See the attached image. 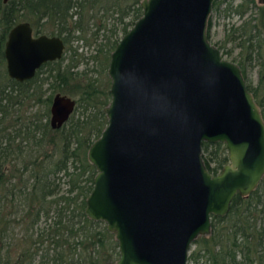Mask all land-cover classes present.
Listing matches in <instances>:
<instances>
[{
    "label": "water",
    "instance_id": "95a60500",
    "mask_svg": "<svg viewBox=\"0 0 264 264\" xmlns=\"http://www.w3.org/2000/svg\"><path fill=\"white\" fill-rule=\"evenodd\" d=\"M142 14L110 53L107 123L87 149L95 167L85 214L105 222L118 244L112 264H187L236 194L264 175V116L240 65L207 34L211 0H141ZM59 35L32 36L17 22L5 45L7 72L30 78L61 57ZM76 99L56 93L50 125L61 127ZM204 141L224 143L228 161L213 173Z\"/></svg>",
    "mask_w": 264,
    "mask_h": 264
},
{
    "label": "trees",
    "instance_id": "16d2710c",
    "mask_svg": "<svg viewBox=\"0 0 264 264\" xmlns=\"http://www.w3.org/2000/svg\"><path fill=\"white\" fill-rule=\"evenodd\" d=\"M96 2L0 0V55L7 28L25 19L38 30L59 34L67 49H71L72 37L86 32L88 8ZM111 4L123 23L127 11L118 0H111ZM135 11L136 19L142 13L140 5ZM133 22H124V33L128 23ZM111 30L118 31L116 26ZM118 41L114 40L111 49ZM76 53L73 49L64 65L61 61L55 65L47 63L54 65L47 77L58 80L67 92L66 87L72 86L70 92L79 93L75 108L92 104L95 110L91 116L85 114L81 118L73 113L57 129L49 126L47 118L45 122L19 128L16 121L20 114L11 106L16 96H2L7 101L5 106L0 96V264H111L119 254L114 234L105 222L84 212L96 172L87 159V149L107 123L103 107L110 95L109 90L84 82L83 73L73 69ZM37 78L27 81V85L20 83L18 95L23 99L35 95L36 83L41 84ZM4 79L11 86L16 84ZM98 93L108 95L109 99L102 103ZM10 126L13 132L9 131ZM47 131L51 132L50 138ZM17 137L20 139L16 140ZM223 147L220 141L202 144L204 162L213 173L229 159ZM62 176L64 180H60ZM262 192L264 187H257L247 196L236 194L226 215L212 216L211 235H199L194 240L197 246L189 257L204 258L205 264H253L256 260L264 263V222L257 224L254 220L258 206L264 207Z\"/></svg>",
    "mask_w": 264,
    "mask_h": 264
},
{
    "label": "rangeland",
    "instance_id": "374dc122",
    "mask_svg": "<svg viewBox=\"0 0 264 264\" xmlns=\"http://www.w3.org/2000/svg\"><path fill=\"white\" fill-rule=\"evenodd\" d=\"M241 1L243 0H219L213 7L209 16L207 34L209 40L219 47L224 58L234 61L240 65L246 84L250 86L256 101L261 102V106L264 110V77L262 76L264 71V17H260V11L258 9V6L261 5L264 13V2L260 3L258 0H254V2L247 0L248 5L245 3L247 6L245 9L246 11L240 16L234 11V9L230 8H233ZM118 2L121 4L122 8L127 11L126 17L123 19V23L119 22L118 11L114 8L115 5L111 4V0H98V2L88 8L87 16L89 19L86 24V32L82 34L75 32L78 36L72 37L69 42L71 49H67L65 52L64 62H67L69 60L70 52L74 49L77 53L75 55V59L73 60V62H75L73 69L77 72L83 73L82 79L84 82L90 81L94 83V86H97L104 91L109 90L111 81L107 72L111 45L115 39L121 38L124 34L122 28L124 22H131L132 20H135V8L139 5V3H137V1L135 2V0H118ZM228 6H230V8H228ZM259 19H262V22L259 21ZM244 21L248 22L249 26L255 25L254 28L259 27L256 28V30L251 29V33L256 34V37L251 40L253 46L260 43V47H253L251 50V59L245 58L248 50L240 47L241 45H239L241 40V30L238 29L237 25H240ZM115 26L118 31L114 33L111 29ZM127 26L128 29L131 24L128 23ZM247 43L248 42H246V45ZM1 67L4 68L3 63L1 64ZM42 75H46V73H43ZM66 88H69L67 89L69 90L66 92L67 94L75 97L76 99L79 98V93L75 91H73V93L70 92V90L73 89L72 86ZM43 89L45 91L44 95H47L54 89L50 79L45 82ZM98 94L101 95L100 98L102 99V103L109 99L108 95H104V93ZM47 108L44 102L27 101V103L23 105L19 111L20 115L18 117L19 119L16 121V126L20 128L26 124L32 125L34 123L45 122L46 116L47 118L49 117V111L48 115L45 114ZM94 110L95 109L92 104H87L86 108L85 105L78 106L74 109L72 114L74 113L75 116L83 118L85 117V114L91 116ZM9 131L13 132L12 126H10ZM50 133V131L46 132L48 138H50ZM46 138H44V141H46ZM19 139L20 138L17 137L16 140ZM25 143L26 141L23 140V144ZM223 145L225 146V148L223 147L224 152L228 155V149L224 143ZM59 176H61V173ZM60 180H64V177L62 176ZM259 187H264V181ZM262 193L264 194V192ZM262 198V204L264 205V195H262ZM261 208L264 207L259 205V210L254 216V220L257 224L264 222V211L261 212ZM210 235L211 232L203 236ZM196 246V243L191 245L188 253L187 264H205L204 258L199 257L194 259L189 257L190 253L195 250ZM238 257L240 258L239 255ZM253 264L259 263L256 260Z\"/></svg>",
    "mask_w": 264,
    "mask_h": 264
},
{
    "label": "flooded vegetation",
    "instance_id": "af4514ba",
    "mask_svg": "<svg viewBox=\"0 0 264 264\" xmlns=\"http://www.w3.org/2000/svg\"><path fill=\"white\" fill-rule=\"evenodd\" d=\"M3 1V3H7L9 0H2ZM219 0H211V9H210V12H209V14H208V19H209V16H210V14H211V11H212V9H213V7L217 4V2H218ZM252 2H254V0H251ZM260 3H263L264 2V0H258ZM139 3V5H140V7H141V9H142V11H143V7H142V5H141V0L138 2ZM245 3H246V5H248L247 3H248V1L247 0H243V1H241V2H239L238 4H236V6H234L233 8L231 7L230 8V6H228V8H230V9H234V11L236 12V13H238L240 16L241 15H243L244 14V12L246 11L245 9L247 8V6L245 5ZM258 9H259V11H260V17H264L263 15H264V13H263V9H262V6L260 5V6H258ZM142 14V13H141ZM140 16V15H139ZM138 16V17H139ZM137 17V18H138ZM136 18V19H137ZM135 19V20H136ZM26 20V19H25ZM135 20H134V22H135ZM19 21H22V20H18V21H15L11 26H9L8 28H7V31H6V33H5V35H3V37H4V40H3V44H2V53H1V55L0 56H2V58H0V92H1V94H0V96L2 97V96H4V95H6V94H9V93H13L16 97H15V99L13 100V102H11V106H13V108H15V110L16 111H20V109H21V107L23 106V105H25L26 103H27V101H34V102H44L45 103V106H46V108H47V110H46V112H45V114H47L48 115V111H49V117L47 118V116H46V118L48 119V124H49V126L51 127V125H50V116H51V112H50V108H51V105H52V102H53V98H54V96L56 95V93H60V94H67L66 92V90L64 89L65 87H64V85H61V83L58 81V80H53L51 77H47V73H48V70H49V68H50V66L52 67V66H54L56 63L58 64L60 61L62 62V64L64 65L65 63H67V62H64V59H65V52H66V50H67V43H65V41H64V39H63V41H64V48H63V52H62V55H61V57H58V58H55V59H51V60H46V61H43L41 64H40V66L39 67H37L36 68V71H35V73L33 74V76H31L30 78H26V79H23V80H18V79H16L15 77H11L9 74H8V72H7V60H6V57H5V45H6V41H7V38H8V34H9V32H10V30H11V28L17 23V22H19ZM29 21V20H28ZM259 21H261L262 22V19H259ZM30 22V21H29ZM134 22H133V24H134ZM207 23H208V21H207ZM30 24H31V26H32V36H38V35H40V34H47V35H52V34H55V35H59V34H56V33H50V32H48V31H41V30H38V29H36V27L30 22ZM133 24H131V26L128 28V30L132 27V25ZM237 27H238V29L239 30H241V32H240V36H241V40H240V42H239V45H241L240 47H243V48H245L246 50H248V52H247V56L245 57L246 59H251V50L253 49V47H260V43H257L256 44V46H253V44H252V39L254 38V37H256V34H252L251 33V29H255L256 30V28H259V27H256V28H254L255 27V25H250L249 26V24H248V22H246V21H244V22H242L240 25H237ZM4 28V27H3ZM2 28V29H3ZM127 30V31H128ZM60 36V35H59ZM243 36V37H242ZM119 40H120V38H119ZM246 42H248L247 43V45H246ZM118 43V42H117ZM116 43V44H117ZM116 46V45H115ZM115 48V47H114ZM113 48V49H114ZM113 49H111V51L113 50ZM111 51H110V53H111ZM110 53H109V57H108V59L110 60ZM51 63L52 62V64H54V65H47V63ZM4 64V68H2L1 67V64ZM109 63V62H108ZM43 73H46V75H42ZM262 76L264 77V71H263V73H262ZM35 77H38L37 79L39 80V79H41L40 80V82H41V84H39L38 85V83H36L37 84V88H36V94L35 95H33L32 97H26L25 99H23L21 96H19L18 95V88L20 87V83H22L23 85H27L28 84V82L27 81H30L31 79H34ZM4 78H8L9 80L11 79V80H14L15 82H16V84H13V86H11L10 84H7V82L5 81V79ZM44 78V79H43ZM48 79H50L51 80V83L53 84V88L55 89H53L51 92H49L47 95H44L45 94V91H44V89H43V86H44V84H45V82L46 81H48ZM27 83V84H26ZM20 84V85H19ZM30 85H31V83H30ZM6 86V87H5ZM67 95H69V94H67ZM71 96V95H70ZM73 97V96H72ZM75 98V97H74ZM76 99V98H75ZM258 102V104H259V106L260 107H262L261 106V102L260 101H257ZM6 103H7V101H6V98H3L2 97V101H1V104L2 105H6ZM10 105V104H9ZM76 105H77V99H76ZM76 107V106H75ZM261 110H262V112L264 111L263 110V107L261 108ZM20 113V112H19ZM52 128V127H51ZM60 128V127H59ZM52 129H57V128H52ZM264 181V175L262 176V179L259 181V183H258V185H257V187H259L260 185H261V183ZM256 187V188H257ZM255 188V189H256ZM254 189V190H255ZM250 194V193H249ZM249 194H247V195H249ZM246 195V196H247ZM242 196H244V195H242ZM234 198V197H233ZM231 205V204H230ZM237 257H238V255H237Z\"/></svg>",
    "mask_w": 264,
    "mask_h": 264
}]
</instances>
